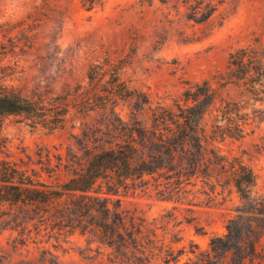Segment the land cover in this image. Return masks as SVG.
<instances>
[{"label":"trees","instance_id":"trees-1","mask_svg":"<svg viewBox=\"0 0 264 264\" xmlns=\"http://www.w3.org/2000/svg\"><path fill=\"white\" fill-rule=\"evenodd\" d=\"M97 0H81L92 10ZM225 0H188L187 18L207 23ZM56 6L51 0L20 20L0 22V35L9 47L0 48L11 57L27 53L38 45L41 33L55 21ZM1 53V52H0ZM0 60V121L7 116H25L51 132L61 130L70 112L88 116L98 113L103 128L89 130L80 142L83 158L68 160L50 150L14 160L0 157V232H18L14 248L26 246L33 232L61 240L76 233L90 234L97 242L114 250L113 264H146L161 259L179 264L170 248L162 256L156 241L143 242L135 218L128 226L121 200H113L131 184L150 183L164 200L180 202L202 184L201 194L212 200L218 186L229 188L243 201L238 216L230 220L227 234L215 237L209 250L184 264H254L264 238V198L256 193L257 175L241 157L222 154L216 143L242 140L252 126L264 120V41L255 38L229 53L228 64L202 83L189 87L173 106L152 107L144 93L136 95L122 80V61L107 57L92 64L86 84L69 87L65 93L35 90L25 95L6 85L18 71L17 62L2 66ZM232 87L238 100L224 101L217 109L208 135L203 121L215 107L220 92ZM135 101L137 112L147 120L133 117L125 121L118 107ZM56 159V164L54 162ZM71 172L65 181L49 182L59 170ZM208 188L209 191L206 190ZM196 254V250L192 252ZM137 255H140L137 257ZM128 256L135 260L125 261ZM0 254V264H5ZM140 262V263H139Z\"/></svg>","mask_w":264,"mask_h":264},{"label":"rangeland","instance_id":"rangeland-1","mask_svg":"<svg viewBox=\"0 0 264 264\" xmlns=\"http://www.w3.org/2000/svg\"><path fill=\"white\" fill-rule=\"evenodd\" d=\"M51 1L56 6L57 23L41 33L34 49L27 53L18 50L11 57L0 48L2 66L18 64V72L6 85L25 95L35 90L63 94L69 87L84 85L89 67L110 57L122 61V80L131 91L146 94L153 108L159 104L171 107L189 87L223 71L233 49L255 38L264 41V0H225L204 24L188 20V0H97L92 10L81 0ZM41 2L0 0V22L23 19ZM0 43L9 47L1 35ZM229 100H238L232 87L220 92L204 119L208 135L217 109ZM135 107V101L121 102L118 112L128 122L133 117L147 120L149 108L143 114ZM103 123L96 112L85 116L72 111L65 126L51 132L25 116H7L0 121V157L19 160L25 154L35 156L39 150H50L65 164L74 157L80 160L83 152L79 144L85 133L103 128ZM215 146L226 156L241 157L254 170L256 193L264 198V120H258L244 139H227ZM70 175L62 168L52 178H44L58 182ZM202 191L205 189L199 182L191 195L176 202L158 196L151 183L143 186V182H136L112 198L121 200L129 227L135 218L144 243L156 241L162 256L170 248L175 255L184 250L179 258V264H184L209 250L213 238L226 235L230 220L243 207V201L229 188L218 186L211 201ZM17 238L18 232H0V254L5 255V264H113L118 257L90 234L76 233L58 240L46 232H33L26 246L14 248ZM146 257L143 254V264ZM128 259L135 260L128 256L125 261ZM153 264L164 262L158 259ZM254 264H264V238Z\"/></svg>","mask_w":264,"mask_h":264}]
</instances>
